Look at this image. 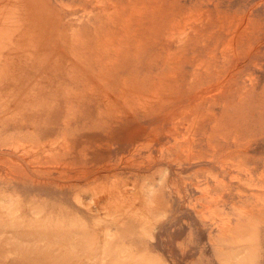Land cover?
<instances>
[{
  "label": "rangeland",
  "instance_id": "obj_1",
  "mask_svg": "<svg viewBox=\"0 0 264 264\" xmlns=\"http://www.w3.org/2000/svg\"><path fill=\"white\" fill-rule=\"evenodd\" d=\"M0 264H264V0H0Z\"/></svg>",
  "mask_w": 264,
  "mask_h": 264
}]
</instances>
